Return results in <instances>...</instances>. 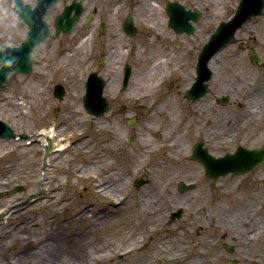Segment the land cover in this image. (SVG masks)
<instances>
[{
  "label": "rangeland",
  "instance_id": "obj_1",
  "mask_svg": "<svg viewBox=\"0 0 264 264\" xmlns=\"http://www.w3.org/2000/svg\"><path fill=\"white\" fill-rule=\"evenodd\" d=\"M26 1L34 4L36 0ZM81 1L85 11L73 32L58 37L51 33L32 52V72H12L0 88V119L16 135L26 136L0 139V212L9 211L0 221V264H191L198 251L196 258L205 264L230 260L264 264V164L244 176L229 174L211 182L199 164L188 160L186 130L194 123L214 124L215 113L192 114L181 96L184 115L160 107L170 93L169 80L156 86L167 67V61L161 62L166 60L162 50L168 41L163 25L167 0ZM169 1L201 10L195 32L188 38L195 43L192 46L205 40L219 19L227 18L222 6L229 13L228 8L236 5V0ZM70 2L62 0L48 9L49 27ZM10 3L0 0V14L9 15L14 36L8 39L3 31L0 42L18 46L25 32ZM93 8L106 24L105 34L96 31L94 41L91 33L98 20L84 23ZM128 13L137 23L144 19L157 30L164 27L163 34L140 28L141 35L127 38L120 22ZM100 55L106 57L98 70ZM124 63L134 67L125 91L120 89ZM93 70L107 81L104 94L110 110L99 118L89 116L82 104L84 82ZM259 74L264 76V71ZM55 84L65 88L61 101L52 94ZM130 117L137 118L136 128L126 126ZM51 128L66 138L67 148L52 153L42 171L43 146L38 133ZM131 136L136 137L132 144ZM173 137L178 143L175 151L170 143ZM225 146L213 141L209 148L219 154ZM138 178L143 182L134 188ZM179 182L194 184L195 189L178 193ZM101 184L105 196L96 189ZM17 186L23 187L22 192L7 194ZM42 191L39 198L21 204L30 194ZM179 202L186 207L184 214L169 222ZM234 212H238V232H245L234 242L236 246L232 244L235 250L230 254L220 244L223 231L213 224L217 216ZM207 238L214 239L213 243L205 242ZM168 241L178 247L159 262L161 244L171 248Z\"/></svg>",
  "mask_w": 264,
  "mask_h": 264
},
{
  "label": "flooded vegetation",
  "instance_id": "obj_2",
  "mask_svg": "<svg viewBox=\"0 0 264 264\" xmlns=\"http://www.w3.org/2000/svg\"><path fill=\"white\" fill-rule=\"evenodd\" d=\"M238 3L239 0H236V5L228 8L229 13H226L222 6L221 10L224 12L222 13L231 16ZM91 15L92 19L104 22L97 16L96 8H93ZM10 24L9 15L0 14V35L5 31L8 33V39H13L14 29L9 28ZM96 31L97 26L93 28V41L96 39H94ZM190 36L192 35L184 33L177 38L176 33L168 29L166 36L168 41L164 42L162 50L165 53L162 57L166 60H161L167 61L164 63L167 67L166 71L163 69L160 73L161 84L156 86L160 87L164 81L169 80L170 93L168 97H163L165 102L160 106L172 97L178 99L182 97L192 114L206 111L215 113L214 124L188 125L186 139L190 151L199 140H203L204 146L209 150V145L213 141L225 144V148L221 149L219 154L210 150L218 157L233 153L239 146L250 150L259 148L264 144V76L259 74L264 71V5L261 13L245 23L229 43L218 47L209 56L206 69L198 71L197 63L199 53L207 44L208 36L205 40L197 42L196 46H192L195 43L188 39ZM144 72L145 70L142 73ZM197 77L206 78L203 81L206 92L196 99L186 97V92L191 90ZM199 92V89L194 90L192 97ZM259 139L262 142L256 144Z\"/></svg>",
  "mask_w": 264,
  "mask_h": 264
},
{
  "label": "water",
  "instance_id": "obj_3",
  "mask_svg": "<svg viewBox=\"0 0 264 264\" xmlns=\"http://www.w3.org/2000/svg\"><path fill=\"white\" fill-rule=\"evenodd\" d=\"M55 1L58 0H38L37 11L34 12L30 10L28 5L22 6L19 0L15 1V10L22 18V20L28 25L29 32L27 33L23 43L20 47H1L0 48V62H3V66L0 69V87L4 82L7 81V74L11 71H15L16 73H29L31 71V55L34 46L39 44V42L44 39L48 35V29L46 24L42 21V17L44 15L45 10ZM248 2V0H243L242 3ZM246 8V6L244 5ZM74 13L71 15L72 11ZM82 12L81 2H76L75 0L68 6H65L63 13L59 15L55 21L56 26V34H58L61 30L64 33H69L72 30L73 23ZM166 12L169 16V25L173 27L176 31H182L184 29L189 28V23L187 22L188 18H192L196 20L198 18L199 13L195 10L194 12L185 11L184 7L179 5L177 2H167L166 3ZM248 14L245 15L242 13V7L239 8V12L235 17L228 23L222 24L217 31L213 34L210 39L209 46L211 48L216 47L217 43H221L222 39L227 41L233 35L235 29L241 25V23L247 19ZM127 26H129V31L133 32L129 33L132 35L134 33V29L130 21H128ZM128 75H126V78ZM126 84V82H125ZM104 83L100 77L96 74H91L85 84V95L83 97V103L86 111L91 114L101 115L107 110L105 98L102 97ZM54 95L61 99L64 95V89L61 86H56L54 90ZM24 137V136H20ZM0 138H15V134L12 129L3 121L0 120ZM253 157L244 158L240 161H232L229 159L223 160L225 163L224 169H234V173L242 174L249 170L254 165L259 162L264 161V149L259 151L252 152ZM226 162L230 164L227 165ZM205 167L207 168L206 172L211 177H217L220 172H216L214 170L218 169L216 166L217 163L212 160H208L205 163ZM238 166L240 168H238ZM213 168V169H212ZM225 170V171H226ZM221 172L225 174L226 172ZM220 173V174H221ZM141 181L138 180L134 183L135 186H139ZM20 188H16L11 191V193L20 191ZM28 198V200H30ZM230 251V250H229ZM230 264V263H228Z\"/></svg>",
  "mask_w": 264,
  "mask_h": 264
},
{
  "label": "bare ground",
  "instance_id": "obj_4",
  "mask_svg": "<svg viewBox=\"0 0 264 264\" xmlns=\"http://www.w3.org/2000/svg\"><path fill=\"white\" fill-rule=\"evenodd\" d=\"M252 1H254V0H252ZM120 55H122V53ZM169 96H171V95H169ZM169 101L170 100H166V103H164L161 107L162 108H169L170 110H172L174 112H177L180 115H184L185 114V112L182 111L183 106H182L181 101L178 99V97L173 98V100L171 102H169ZM15 105H16V107H19L20 111H22V106H20L19 103H15ZM160 111H162V110H160ZM54 133H55L54 130H49V131L45 130L43 132H40L38 134L39 135L38 137H40V139H39L40 142L39 143L42 142L44 145H46V147H47V149L49 151H53V152L56 151V150L61 151V148L62 147L65 148V146H63V141L60 138H57V141H53ZM174 141H175V137H173L171 139L170 143H172V145H175V146H173V150L175 151L178 148V143H175ZM144 150H146V149H144ZM59 151H57V152H59ZM170 153H171V149H170ZM146 173L152 174V173L148 172L147 170H146ZM149 176H150V180H151L150 182L155 183V181H154L155 179L153 178V176L152 177H151V175H149ZM103 185L104 184H101V186L96 187V189L97 190L99 189L98 191L101 192L105 196L107 192H106V190L104 188L101 189V187ZM105 185H106V183H105ZM159 186H161V185H159ZM108 188H110V187H108ZM143 197L144 196H142V198ZM144 201L146 202L145 199H143L142 202H144ZM143 206L144 205L141 204L142 208H143ZM83 212H84V210L81 211L80 213L82 214ZM5 213H6L5 211H1L0 212V217H2V215H4ZM237 214H238V212H234V214L227 213V216L226 215L217 216V218L214 219V224H213V226L219 227L220 232L223 231L222 232L223 236H225V238L228 240V242L233 244V245H235L234 242H237V238H240L241 234H244V232H245V230L242 231V233L238 232L239 231V225H237V219H236ZM82 216H83V214H82ZM250 227H251V224L249 223V228ZM192 229H195V228H192ZM195 230H196V234H199V227H198V229H195ZM247 237H249V235H247ZM209 239H210V242L213 243L214 240L212 238H207L206 240L205 239L204 240L206 242V241H209ZM39 245H41V244H39ZM168 245L171 246L170 250H168L167 248L164 247L163 244H161V246H160V250L161 251H160V256H159L161 258L157 259L159 262L164 260L165 253H167V256H171V254L174 252V250L178 247V245L176 246L173 243H169V241H168ZM199 255H200L199 251L196 254H194L191 264H205V262L200 261V260H198L196 258ZM159 257H157V258H159ZM176 258H177L176 256L170 257V259L176 260L178 263L182 262L181 259H179V258L176 259ZM151 260H153V258Z\"/></svg>",
  "mask_w": 264,
  "mask_h": 264
}]
</instances>
